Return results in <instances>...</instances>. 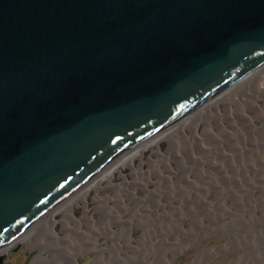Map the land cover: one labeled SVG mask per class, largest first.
Returning a JSON list of instances; mask_svg holds the SVG:
<instances>
[{
    "label": "water",
    "instance_id": "obj_1",
    "mask_svg": "<svg viewBox=\"0 0 264 264\" xmlns=\"http://www.w3.org/2000/svg\"><path fill=\"white\" fill-rule=\"evenodd\" d=\"M262 63L264 0H0V248Z\"/></svg>",
    "mask_w": 264,
    "mask_h": 264
},
{
    "label": "rangeland",
    "instance_id": "obj_2",
    "mask_svg": "<svg viewBox=\"0 0 264 264\" xmlns=\"http://www.w3.org/2000/svg\"><path fill=\"white\" fill-rule=\"evenodd\" d=\"M250 79L112 172L92 193L102 201L62 211L35 246L22 237L3 264H41L39 253L68 264L75 247L92 252L78 264H264V70Z\"/></svg>",
    "mask_w": 264,
    "mask_h": 264
},
{
    "label": "bare ground",
    "instance_id": "obj_3",
    "mask_svg": "<svg viewBox=\"0 0 264 264\" xmlns=\"http://www.w3.org/2000/svg\"><path fill=\"white\" fill-rule=\"evenodd\" d=\"M263 70H264V63L260 64L259 66H257L256 68H254L253 70H251L250 72H248L247 74H245L244 76H242L241 78H239L238 80H236L235 82L230 84L229 86H227L224 89H222L221 91H219L213 97H211L206 102H204L205 104L204 105L202 104L203 107L200 106V108L198 107L197 110H195L193 113H191V114L188 113L189 115L183 116L181 119L177 120V122L172 124L173 126L171 125L172 126L171 128L165 129V130L157 133L156 135L150 137L149 139H147L146 141H144L143 143H141L140 145H138L137 147H135L134 149H132L131 151H129L128 153L123 155L122 157H120L117 161H115L113 164H111L109 167H107L105 170H103L100 174H98L96 177H94L91 181H89L86 185H84L81 189H79L77 192H75L73 195H71L69 198H67L65 201H63L61 204H59L54 209H52L49 213H47L45 216H43L41 219H39L36 223H34L32 226H30L28 229H26L23 233H21L15 239H13L9 243H7L3 247H1L0 253H6L5 251L8 250V248H10L11 246L15 245L22 237L23 238L21 239V243H26V244H29L31 246H35L34 240L43 228L48 227L53 232H55V228H56L58 221H59V219L57 220V218H58L59 214L62 213V211H64L65 209L71 210L74 213H77L79 209L84 210L89 205V203H99V201H102V200L98 201V199H100V198L97 199L95 197L96 195L94 196V195H92V193L96 192L97 191L96 189L99 188L100 186L101 187L102 186L107 187V186H110L111 183H114L113 180H115V177L112 176L114 174L112 172H114L116 169L118 170L119 168L124 166L126 163H129L133 158L141 157L143 155V153L146 152L151 146L158 145V143L163 138H165L167 135L175 132L174 130L176 128L178 129L179 127L180 128L184 127V125L187 123V121L192 119L193 116H195V115L198 116V114L203 113L204 108L210 107L214 103L219 102V100L222 99L223 97H225L230 91L239 87L241 84H243L248 79H250L254 74H258L259 72H261ZM130 153H131V155L127 156ZM120 178H121V176H120ZM105 199H108V197ZM82 213H85L86 215H88L87 212H82ZM128 236H129V233H128ZM86 248H87V250H89L88 247H86ZM87 250L82 248V247L81 248L75 247L74 250L68 255V259H69L68 264H78L76 259H75L76 258L75 256L78 253H83L84 255L92 254L91 251H87ZM100 252H103V251H100ZM52 256H54V255H52ZM54 257H56V256H54ZM34 262H38L41 264H52L51 258L45 257V256L41 255V253L36 255ZM57 263H58V261H57Z\"/></svg>",
    "mask_w": 264,
    "mask_h": 264
}]
</instances>
